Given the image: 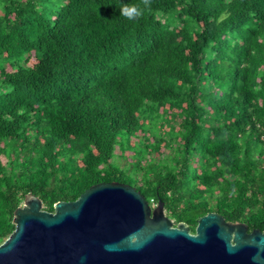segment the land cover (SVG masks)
Segmentation results:
<instances>
[{
	"label": "trees",
	"instance_id": "trees-1",
	"mask_svg": "<svg viewBox=\"0 0 264 264\" xmlns=\"http://www.w3.org/2000/svg\"><path fill=\"white\" fill-rule=\"evenodd\" d=\"M102 181L264 231V0H0V242Z\"/></svg>",
	"mask_w": 264,
	"mask_h": 264
},
{
	"label": "water",
	"instance_id": "water-1",
	"mask_svg": "<svg viewBox=\"0 0 264 264\" xmlns=\"http://www.w3.org/2000/svg\"><path fill=\"white\" fill-rule=\"evenodd\" d=\"M0 242V264H264V231L209 212L193 233L133 185L102 181L43 208L33 193Z\"/></svg>",
	"mask_w": 264,
	"mask_h": 264
},
{
	"label": "clouds",
	"instance_id": "clouds-1",
	"mask_svg": "<svg viewBox=\"0 0 264 264\" xmlns=\"http://www.w3.org/2000/svg\"><path fill=\"white\" fill-rule=\"evenodd\" d=\"M67 1L68 0H64L63 3L66 4ZM141 13H142V9L138 5H135V4H121V6L119 7V14L128 20H134L135 18L139 17ZM31 58H32V55H31ZM150 203L153 206L158 204V203H155L153 200H150Z\"/></svg>",
	"mask_w": 264,
	"mask_h": 264
},
{
	"label": "rangeland",
	"instance_id": "rangeland-1",
	"mask_svg": "<svg viewBox=\"0 0 264 264\" xmlns=\"http://www.w3.org/2000/svg\"><path fill=\"white\" fill-rule=\"evenodd\" d=\"M63 2H64V0H62ZM35 62V59L33 58V56H32V58H31V60H30V65L31 64H33ZM8 70H10V68L8 67ZM117 152H120V149L119 148H117ZM3 160H5L4 162H6V159H4V157H3ZM173 221H174V219H172ZM175 223V222H174Z\"/></svg>",
	"mask_w": 264,
	"mask_h": 264
},
{
	"label": "flooded vegetation",
	"instance_id": "flooded-vegetation-1",
	"mask_svg": "<svg viewBox=\"0 0 264 264\" xmlns=\"http://www.w3.org/2000/svg\"><path fill=\"white\" fill-rule=\"evenodd\" d=\"M248 231L250 232L251 230L248 229ZM193 233H195V232H193Z\"/></svg>",
	"mask_w": 264,
	"mask_h": 264
}]
</instances>
